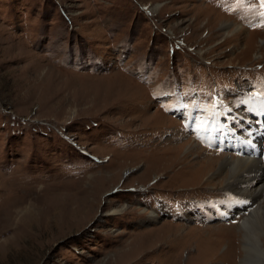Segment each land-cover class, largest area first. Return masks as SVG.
<instances>
[{
    "label": "rangeland",
    "instance_id": "1",
    "mask_svg": "<svg viewBox=\"0 0 264 264\" xmlns=\"http://www.w3.org/2000/svg\"><path fill=\"white\" fill-rule=\"evenodd\" d=\"M245 76L264 0H0V264H240L260 202L228 207L236 155L194 129Z\"/></svg>",
    "mask_w": 264,
    "mask_h": 264
},
{
    "label": "bare ground",
    "instance_id": "2",
    "mask_svg": "<svg viewBox=\"0 0 264 264\" xmlns=\"http://www.w3.org/2000/svg\"><path fill=\"white\" fill-rule=\"evenodd\" d=\"M228 23V22H227ZM229 27V24L225 25ZM239 28V27H238ZM235 29V28H234ZM228 34L231 33L228 31ZM257 109V108H256ZM262 112L257 113L259 115H264V107L259 108ZM182 110H185V108H182ZM188 110V109H187ZM185 110V112L187 111ZM258 110V109H257ZM214 112V110H213ZM189 114V113H188ZM187 115V114H185ZM220 116V114H218ZM204 121V120H203ZM212 121L209 119V124L207 127L206 124V130L203 133H199L202 138H204V134L206 136H211V132H214L217 134L219 133L218 124H216V119L214 121L215 129L213 130L211 127ZM204 127V126H203ZM209 129L210 131H207ZM196 130V129H195ZM197 132H200L201 130L197 128ZM228 133H231V136H228ZM223 132L221 134H224L225 138L228 139L229 142H232L235 145H240L239 143L236 144L235 141L240 142L244 149H246V145L244 144V140L241 138L240 135H236V131L233 130L232 132ZM221 136V135H220ZM221 136V137H222ZM192 145V144H191ZM198 150V149H197ZM200 150V149H199ZM240 155V154H239ZM211 161L215 160H204V168L209 167ZM216 162V161H215ZM221 162V161H220ZM220 168L218 170V173L215 177H219L224 182L223 185L230 191L236 194V196H247L248 198H251L252 203H259V206L253 210L249 214L248 217L245 218L243 225L240 227V235L242 237V250H243V257L240 264H250L253 260L256 259H264L263 249L261 247L262 239L260 238L261 233L264 234V229L259 232L256 229V223L258 221H262L263 228H264V202L262 199H264V174L262 172V165L259 159L253 158L251 155H240L237 158L232 156H227L224 158L223 162H221ZM191 164V163H190ZM203 164V163H202ZM194 166V165H192ZM219 166V165H218ZM207 169V168H206ZM207 171V170H206ZM214 177V178H215ZM219 179V180H220ZM221 182V181H220ZM240 198V197H238ZM158 217L156 212H153L151 218L153 220H156ZM263 238V237H262Z\"/></svg>",
    "mask_w": 264,
    "mask_h": 264
}]
</instances>
